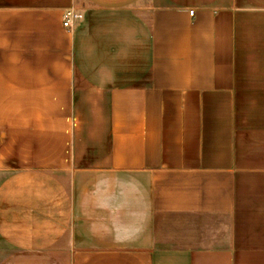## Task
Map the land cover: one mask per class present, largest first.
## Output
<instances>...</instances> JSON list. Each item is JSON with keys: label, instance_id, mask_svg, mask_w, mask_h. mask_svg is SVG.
Listing matches in <instances>:
<instances>
[{"label": "crops", "instance_id": "0c3cea01", "mask_svg": "<svg viewBox=\"0 0 264 264\" xmlns=\"http://www.w3.org/2000/svg\"><path fill=\"white\" fill-rule=\"evenodd\" d=\"M0 264H264V0H0Z\"/></svg>", "mask_w": 264, "mask_h": 264}, {"label": "built area", "instance_id": "2783aa9c", "mask_svg": "<svg viewBox=\"0 0 264 264\" xmlns=\"http://www.w3.org/2000/svg\"><path fill=\"white\" fill-rule=\"evenodd\" d=\"M78 16L73 10L66 11L63 16L62 26L64 28H69L71 23L77 20Z\"/></svg>", "mask_w": 264, "mask_h": 264}]
</instances>
